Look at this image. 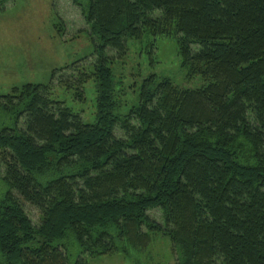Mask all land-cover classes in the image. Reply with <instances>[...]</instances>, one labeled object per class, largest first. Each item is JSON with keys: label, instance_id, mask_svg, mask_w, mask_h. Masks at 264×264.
Wrapping results in <instances>:
<instances>
[{"label": "trees", "instance_id": "trees-1", "mask_svg": "<svg viewBox=\"0 0 264 264\" xmlns=\"http://www.w3.org/2000/svg\"><path fill=\"white\" fill-rule=\"evenodd\" d=\"M53 7L59 35L87 32L95 49L48 83L0 94V264H90L146 252L160 235L174 264H264V0ZM146 36L175 38L204 83L151 74L120 113L112 64ZM91 78L88 122L56 94L83 102Z\"/></svg>", "mask_w": 264, "mask_h": 264}, {"label": "rangeland", "instance_id": "rangeland-1", "mask_svg": "<svg viewBox=\"0 0 264 264\" xmlns=\"http://www.w3.org/2000/svg\"><path fill=\"white\" fill-rule=\"evenodd\" d=\"M0 0V94L13 86L28 82L48 83L55 68L62 67L94 52L95 45L87 32L62 38L53 0ZM3 4L4 8L1 7ZM128 53L112 64L120 91V113H126L139 101L144 78L151 74L170 77L183 88L203 85L200 75L188 76L182 66L175 38L146 36L130 39ZM154 46V48H152ZM86 99H73L72 94L59 89L56 96L65 99L76 111H83L88 122L95 119L96 84L93 78L85 83ZM7 185L0 180V199ZM75 258L79 247L71 245ZM90 264H174L167 236H157L146 252L100 255L90 258Z\"/></svg>", "mask_w": 264, "mask_h": 264}]
</instances>
